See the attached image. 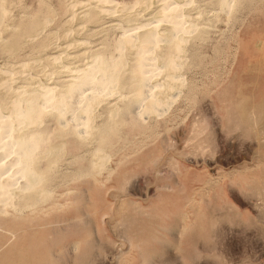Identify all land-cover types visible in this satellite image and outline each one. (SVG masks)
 <instances>
[{"label": "rangeland", "instance_id": "obj_1", "mask_svg": "<svg viewBox=\"0 0 264 264\" xmlns=\"http://www.w3.org/2000/svg\"><path fill=\"white\" fill-rule=\"evenodd\" d=\"M106 1L113 4L108 12L97 0H43L49 25L24 36L11 53L12 30L44 5L7 0L0 99L9 103L17 92L42 86L63 88L123 34L156 24L163 32L169 22L161 10L170 2L180 5L185 26L196 29L179 54L184 65L176 73L184 83L163 91L171 103L145 116L144 127L118 128L96 174L69 176L92 159L93 139L67 149L52 171L51 198L27 212L32 217L16 227L18 240L0 249V264H264V63L262 47L255 46L258 40L264 45V0L242 4L233 22L220 17L217 0ZM165 50L163 44L156 49L158 58ZM134 51L126 54L124 78ZM54 55L59 59L52 61ZM163 77L153 75V84ZM131 95L124 88L102 96L93 123ZM241 97L244 115L234 111ZM43 125L55 127L48 116ZM69 138L52 142L68 147Z\"/></svg>", "mask_w": 264, "mask_h": 264}, {"label": "bare ground", "instance_id": "obj_2", "mask_svg": "<svg viewBox=\"0 0 264 264\" xmlns=\"http://www.w3.org/2000/svg\"><path fill=\"white\" fill-rule=\"evenodd\" d=\"M6 1L0 0V23L7 13ZM217 1L222 12L220 17L227 21L232 18L233 22L236 20L235 13L239 7L242 4L245 5V2L251 4L253 0ZM41 2L44 5L43 0ZM97 2L100 3L97 4L101 7V11L108 12L112 9L113 4L106 3V0H97ZM45 6L39 7L37 11L24 18L19 27L12 30L11 38L7 41L11 53L16 50L13 47L17 46L24 36L36 34L48 24L51 18L45 14L48 9ZM180 8V5L175 3L173 5V2L163 4L162 19L169 22V26L163 32L158 30V24H156L142 32L122 33L123 35L119 38L117 36L118 39L115 38L112 47L98 52L86 68L77 70L75 79L65 87L57 89L42 86L28 92L22 90L17 92L16 97L9 103L0 99V236L3 237L0 241V249L9 247V244L13 242H9L11 239L18 240L16 227L23 224L26 218L32 217V214L27 212H36L42 203L51 198L50 183L54 178L52 171L67 149L75 151L76 145L83 146L87 139H93L96 146L89 153L92 159H89L85 169L69 176L76 179V177L96 174V171L103 168L109 159L106 149L111 146L112 139L116 137L120 126L133 125V127L142 128L145 116L150 113H160V110L169 104L171 98L162 97L161 94L165 89L173 90L177 84L184 83L176 73L184 65L183 61L179 60V54L188 39L187 34L196 30L192 24L185 26L182 14L179 12ZM92 16L88 18L93 21ZM166 17L168 19H164ZM41 42L40 45L43 47L45 42ZM162 44L166 50L159 54L160 58H158L155 51ZM255 46L262 47L260 48L263 51L261 61L264 63L263 42L258 40ZM131 48L135 49L134 61L128 76L124 78L126 54ZM51 59L56 61L59 56L54 55ZM158 59L161 61L160 65H156ZM249 65L252 67L248 69L254 72L258 64L252 61ZM162 73L165 78H162L161 83L154 85L153 75ZM4 85L7 89L10 88L7 83ZM156 85L159 89L153 88ZM124 88L130 89L132 95L127 97L123 107L110 106L103 122L94 124L93 112L102 96L117 94ZM244 99L241 97L237 100L234 108V111L241 115L248 110ZM47 116L54 121V129L43 125V118ZM57 136H69L72 145L69 144L68 148L63 141L54 144L52 140ZM8 155H10L9 159L4 160L3 158ZM83 156L81 154L77 160ZM75 160L76 158L74 162ZM8 166L13 168L11 172ZM7 170L8 173L4 176ZM10 208H12L11 211ZM35 215L33 219L38 218V214ZM71 250L73 253L76 252V242L71 245Z\"/></svg>", "mask_w": 264, "mask_h": 264}]
</instances>
